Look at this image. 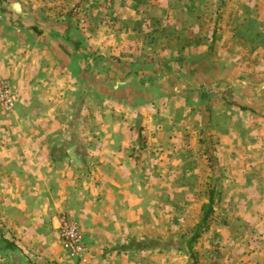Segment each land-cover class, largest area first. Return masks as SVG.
<instances>
[{"label": "rangeland", "instance_id": "374dc122", "mask_svg": "<svg viewBox=\"0 0 264 264\" xmlns=\"http://www.w3.org/2000/svg\"><path fill=\"white\" fill-rule=\"evenodd\" d=\"M3 66L0 264H264V0H1Z\"/></svg>", "mask_w": 264, "mask_h": 264}, {"label": "built area", "instance_id": "2783aa9c", "mask_svg": "<svg viewBox=\"0 0 264 264\" xmlns=\"http://www.w3.org/2000/svg\"><path fill=\"white\" fill-rule=\"evenodd\" d=\"M15 99L6 81L0 80V105L7 111L14 107ZM57 232L62 247L75 264H89L83 257L84 247L81 242L79 228L75 222L66 217H60L57 223Z\"/></svg>", "mask_w": 264, "mask_h": 264}, {"label": "crops", "instance_id": "0c3cea01", "mask_svg": "<svg viewBox=\"0 0 264 264\" xmlns=\"http://www.w3.org/2000/svg\"><path fill=\"white\" fill-rule=\"evenodd\" d=\"M13 69L15 70L16 68H13ZM15 71H12L11 68H8L5 66L0 68V73L1 74L3 73V75H7L8 77L14 75ZM18 78H19V80H21V75H19V76L17 75V77H14L13 79L17 80ZM19 80H17V81H19ZM52 130H53V128L47 127V126H41L38 129L32 128V129H30V132H33L34 138H30L29 140H25L24 144H23V142H20V145H24L25 147H28L30 149L27 152L28 154L26 156H23V158L16 157L17 158L16 161L31 162L32 164H35V165H33L34 167H32L34 169L31 170L32 173H34V174H35V172L39 173V174H43L44 172H48V170H47L48 167H46L45 169H41V165L47 164L48 160H50V158L48 157V148L50 146V142L48 140V135H50L52 133ZM16 153H18V152H16V151L15 152H9L8 154L6 153L5 155H10L9 157H12L11 155H16ZM40 177H44V176L42 175ZM53 229H54L55 233L57 234V220H54V222H53ZM57 236H58V234H57Z\"/></svg>", "mask_w": 264, "mask_h": 264}, {"label": "trees", "instance_id": "16d2710c", "mask_svg": "<svg viewBox=\"0 0 264 264\" xmlns=\"http://www.w3.org/2000/svg\"><path fill=\"white\" fill-rule=\"evenodd\" d=\"M212 205H213V198L211 196L210 200H209L208 208H207V214H206V216L204 218V221H206L208 219L209 214L212 212ZM195 235H196L195 237H197V234H195Z\"/></svg>", "mask_w": 264, "mask_h": 264}]
</instances>
